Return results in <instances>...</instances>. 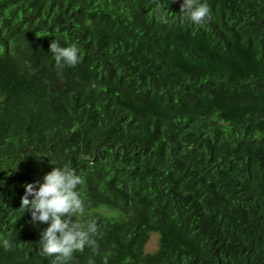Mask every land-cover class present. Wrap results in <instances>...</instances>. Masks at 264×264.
<instances>
[{
    "label": "trees",
    "instance_id": "trees-1",
    "mask_svg": "<svg viewBox=\"0 0 264 264\" xmlns=\"http://www.w3.org/2000/svg\"><path fill=\"white\" fill-rule=\"evenodd\" d=\"M182 3L0 0V264H52L21 197L64 166L98 227L69 264H264V0Z\"/></svg>",
    "mask_w": 264,
    "mask_h": 264
},
{
    "label": "clouds",
    "instance_id": "clouds-1",
    "mask_svg": "<svg viewBox=\"0 0 264 264\" xmlns=\"http://www.w3.org/2000/svg\"><path fill=\"white\" fill-rule=\"evenodd\" d=\"M176 0H172L175 3ZM179 16L193 24L204 26L211 18V10L201 0H183ZM57 69L74 67L80 62V49L75 45L61 47L53 40L49 47ZM83 183L75 170L64 166L54 169L36 181L24 185L20 210L31 213V223L46 224L40 232L39 251L42 255L54 257L52 264H69L76 251L86 246L95 250L98 227L94 219L78 220L86 212L85 202L77 190ZM32 197V199H29ZM7 243V242H6Z\"/></svg>",
    "mask_w": 264,
    "mask_h": 264
},
{
    "label": "rangeland",
    "instance_id": "rangeland-1",
    "mask_svg": "<svg viewBox=\"0 0 264 264\" xmlns=\"http://www.w3.org/2000/svg\"><path fill=\"white\" fill-rule=\"evenodd\" d=\"M158 244H159V236L157 234L152 235L149 242L146 245V251L154 252L158 248Z\"/></svg>",
    "mask_w": 264,
    "mask_h": 264
}]
</instances>
